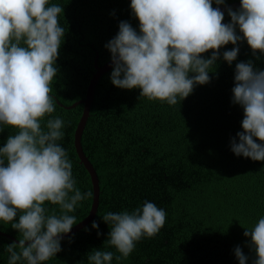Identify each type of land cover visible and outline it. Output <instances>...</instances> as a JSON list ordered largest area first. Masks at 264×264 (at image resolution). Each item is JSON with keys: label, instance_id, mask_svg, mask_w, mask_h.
I'll return each instance as SVG.
<instances>
[{"label": "trees", "instance_id": "obj_1", "mask_svg": "<svg viewBox=\"0 0 264 264\" xmlns=\"http://www.w3.org/2000/svg\"><path fill=\"white\" fill-rule=\"evenodd\" d=\"M239 1L225 0L223 5ZM49 3L64 7L59 21L66 33L56 61L58 75L51 84L55 111L44 119L64 121V136L58 143L72 162L76 187L92 193L90 177L74 147L83 106H70L85 99L95 65L100 68L111 60L105 45L117 35L119 23L127 21L139 31V21L130 0ZM224 13L223 22H230ZM238 46L237 60L231 65L223 60V52L234 46L221 48L220 58L210 68L214 72L209 73L210 83L195 86L174 106L140 97L139 89L115 87L112 69L99 78L80 139L98 177V208L87 226L61 240L62 251L45 264H89L87 256L95 249L112 251V264H239L237 246L248 257L246 264H253L256 255L243 233L264 217V161L231 151V140L242 131L243 119V109L232 103V89L236 63L252 60L256 69L264 70V54L257 53V59L246 41ZM211 51L203 56L208 58ZM3 129L0 147L17 132L8 126ZM92 198L93 193L69 213L77 224L89 214ZM144 201L165 210V225L117 261L115 256L120 254L107 245L110 229L101 217L108 211H132ZM46 207L60 212L48 202ZM94 220L102 233L99 237L91 227ZM0 232L20 238L11 224L0 222ZM12 242L0 235V264H8L6 249Z\"/></svg>", "mask_w": 264, "mask_h": 264}, {"label": "clouds", "instance_id": "obj_2", "mask_svg": "<svg viewBox=\"0 0 264 264\" xmlns=\"http://www.w3.org/2000/svg\"><path fill=\"white\" fill-rule=\"evenodd\" d=\"M224 3L130 0L139 31L121 21L117 35L105 45L113 65L111 83L174 106L195 86L210 83V68L224 46H234L223 52L229 65L237 60L242 41L259 59L257 53L264 54V0H240L239 9L227 8L228 23L219 7ZM61 14L64 7L49 0H0V132L3 126L17 130L0 147V222L11 224L20 236L18 243L7 245L8 264H45L57 256L63 236L77 224L69 213L92 196L76 187L72 162L58 143L64 121L44 119L55 111L51 84L58 75L56 61L66 33ZM232 93L243 119L231 151L264 161V70L256 69L252 60L236 63ZM46 202L58 206L59 214L49 212ZM166 215L150 201L132 211L106 212L101 218L110 229L107 245L120 254L115 259L127 258L142 238L155 237ZM91 227L102 235L95 220ZM245 229L248 247L256 255L253 264H264V217ZM235 256L246 264L248 257L239 246ZM113 258L112 251L100 249L87 256L89 264H112Z\"/></svg>", "mask_w": 264, "mask_h": 264}, {"label": "water", "instance_id": "obj_3", "mask_svg": "<svg viewBox=\"0 0 264 264\" xmlns=\"http://www.w3.org/2000/svg\"><path fill=\"white\" fill-rule=\"evenodd\" d=\"M220 10L223 12H227V8H232L233 10H237L240 7V1L239 2H234V3H230V4H226V5H222L219 6ZM113 68L112 65V61H108L106 64H104L102 67H97V65H95V70L96 72L93 74L88 88H87V92H86V96L84 100H80L76 103H74L73 105L70 106V108H75L78 105H82V114L80 117V120L78 122L77 128L75 130V134H74V147L76 150V154L78 156L79 162L80 164L83 165V167L85 168V170L87 171L90 180H91V184H92V193H93V198H92V205H91V209L89 211V214L87 215V217L81 221L80 223H78L77 225H75L71 232L64 235L62 239L68 238L70 236H72L73 234H75L76 232L80 231L82 228H84L85 226H87L89 224V222H91V220L93 219V217L96 214L97 208H98V203H99V193H100V189H99V181H98V177L96 174L95 169L93 168L92 164L89 162V160L87 159V157L85 156V154L83 153L82 147H81V135L83 132V129L86 125L87 119L89 117L90 114V108H91V104H92V100H93V95H94V90H95V86L99 80V78L105 74L106 72H108L109 70H111ZM1 236H6L7 239L12 240L13 242H17L18 241L8 235H5L3 233L0 232Z\"/></svg>", "mask_w": 264, "mask_h": 264}]
</instances>
